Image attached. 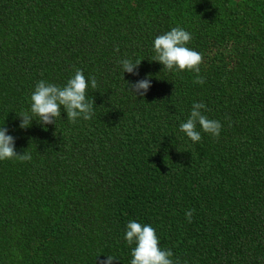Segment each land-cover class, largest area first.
I'll return each mask as SVG.
<instances>
[{
    "label": "trees",
    "instance_id": "obj_1",
    "mask_svg": "<svg viewBox=\"0 0 264 264\" xmlns=\"http://www.w3.org/2000/svg\"><path fill=\"white\" fill-rule=\"evenodd\" d=\"M173 27L192 34L203 84L151 60ZM125 58L141 59L138 74ZM77 69L92 118L62 108L20 128L35 85ZM195 102L218 138L180 131ZM0 127L32 157L0 160V264H130L132 220L174 264H264V0H0Z\"/></svg>",
    "mask_w": 264,
    "mask_h": 264
},
{
    "label": "clouds",
    "instance_id": "obj_2",
    "mask_svg": "<svg viewBox=\"0 0 264 264\" xmlns=\"http://www.w3.org/2000/svg\"><path fill=\"white\" fill-rule=\"evenodd\" d=\"M191 40L192 34L190 32L181 27H173L170 31L158 35L154 39L155 56L151 60L160 62L163 69L169 71H194L197 73L194 82L203 84L204 77L199 75V66L203 62V55L186 46ZM116 51H119L118 46ZM119 63L123 72L138 74L137 68L141 59L133 62L130 58H125ZM90 84L93 90L97 89V81L94 77L91 78ZM150 87L151 81L146 77L136 81L130 89L136 96H144ZM88 89L89 81L81 69H77L74 76L68 79L63 86L40 80L31 94L30 112L18 114L21 118L19 127L28 128L33 119L45 126L55 124L56 119L61 117L62 108L66 111L67 119L71 123H76L79 118L90 120L94 115L95 101L88 99ZM202 109L206 110V105L203 102L193 103L190 116L186 122L179 126L180 131L185 133L194 143L200 142L202 139L201 131L197 130V124L203 132L215 138L219 137L222 128L219 120L209 119L202 114ZM7 133L6 127H0V160L18 158L21 162L30 161L32 159L31 154L25 151L22 154L17 153L15 138ZM193 212L194 210L186 212V218L189 222H191ZM124 239L129 245L135 243V247L131 251L130 264H174L171 259L172 250L161 249L159 237L152 226L142 225L132 220L127 224ZM115 259H117L115 256L108 255L106 260H97L96 264H112Z\"/></svg>",
    "mask_w": 264,
    "mask_h": 264
}]
</instances>
